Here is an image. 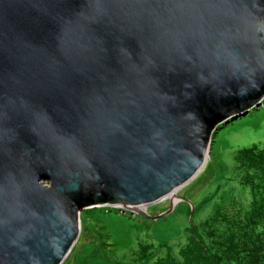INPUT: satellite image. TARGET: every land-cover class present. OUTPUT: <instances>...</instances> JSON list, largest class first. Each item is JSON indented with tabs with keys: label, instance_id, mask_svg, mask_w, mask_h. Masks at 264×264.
<instances>
[{
	"label": "water",
	"instance_id": "1",
	"mask_svg": "<svg viewBox=\"0 0 264 264\" xmlns=\"http://www.w3.org/2000/svg\"><path fill=\"white\" fill-rule=\"evenodd\" d=\"M263 100L264 0H0V264H62L88 207L166 217Z\"/></svg>",
	"mask_w": 264,
	"mask_h": 264
},
{
	"label": "trees",
	"instance_id": "2",
	"mask_svg": "<svg viewBox=\"0 0 264 264\" xmlns=\"http://www.w3.org/2000/svg\"><path fill=\"white\" fill-rule=\"evenodd\" d=\"M228 170L196 193L177 245L142 241L134 263L264 264V143L237 150Z\"/></svg>",
	"mask_w": 264,
	"mask_h": 264
},
{
	"label": "rangeland",
	"instance_id": "3",
	"mask_svg": "<svg viewBox=\"0 0 264 264\" xmlns=\"http://www.w3.org/2000/svg\"><path fill=\"white\" fill-rule=\"evenodd\" d=\"M264 143V100L246 115L234 118L212 134L205 167L190 183L177 192V202L170 214L156 220L121 207L94 206L79 214L80 235L62 264H138L135 251L142 241H166L177 245L180 233L196 212L192 201L204 182L224 179L233 167L237 150ZM203 180V181H202ZM179 198H184L179 199ZM171 207L169 199L147 206L152 216L161 215ZM191 211V212H190ZM194 212V213H195Z\"/></svg>",
	"mask_w": 264,
	"mask_h": 264
},
{
	"label": "bare ground",
	"instance_id": "4",
	"mask_svg": "<svg viewBox=\"0 0 264 264\" xmlns=\"http://www.w3.org/2000/svg\"><path fill=\"white\" fill-rule=\"evenodd\" d=\"M174 201H175V202H177V199H176V198H174Z\"/></svg>",
	"mask_w": 264,
	"mask_h": 264
},
{
	"label": "clouds",
	"instance_id": "5",
	"mask_svg": "<svg viewBox=\"0 0 264 264\" xmlns=\"http://www.w3.org/2000/svg\"><path fill=\"white\" fill-rule=\"evenodd\" d=\"M263 103V102H262Z\"/></svg>",
	"mask_w": 264,
	"mask_h": 264
}]
</instances>
